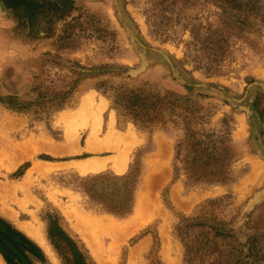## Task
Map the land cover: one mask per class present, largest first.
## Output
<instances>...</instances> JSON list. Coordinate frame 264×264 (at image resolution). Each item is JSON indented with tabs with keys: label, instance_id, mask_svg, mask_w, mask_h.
Returning <instances> with one entry per match:
<instances>
[{
	"label": "rangeland",
	"instance_id": "rangeland-1",
	"mask_svg": "<svg viewBox=\"0 0 264 264\" xmlns=\"http://www.w3.org/2000/svg\"><path fill=\"white\" fill-rule=\"evenodd\" d=\"M73 2L0 1V220L34 264H264V0Z\"/></svg>",
	"mask_w": 264,
	"mask_h": 264
},
{
	"label": "trees",
	"instance_id": "trees-1",
	"mask_svg": "<svg viewBox=\"0 0 264 264\" xmlns=\"http://www.w3.org/2000/svg\"><path fill=\"white\" fill-rule=\"evenodd\" d=\"M14 10L28 24L32 33L50 28L68 16L74 8L73 0H0ZM51 33L53 34L52 30ZM0 252L9 264H34L32 258L43 259L35 243L13 226L0 220ZM221 237L215 236L219 244ZM208 245V244H206Z\"/></svg>",
	"mask_w": 264,
	"mask_h": 264
},
{
	"label": "bare ground",
	"instance_id": "bare-ground-1",
	"mask_svg": "<svg viewBox=\"0 0 264 264\" xmlns=\"http://www.w3.org/2000/svg\"><path fill=\"white\" fill-rule=\"evenodd\" d=\"M85 107H87V105L85 106ZM98 119H99V116L97 117ZM101 118V117H100ZM100 121H101V119H100ZM107 140H108V138H107ZM107 142H109V141H107ZM40 164H37V165H41V162H39ZM89 163H85V164H80V170H82L83 172H88V171H94V170H97V169H99V164H98V162H97V164L96 163H90V165L91 166H89L88 165ZM96 166H95V165ZM101 164V163H100ZM87 165L89 166V167H87ZM98 165V166H97ZM103 165V164H102ZM102 165H100V167L102 168ZM37 166L35 165V168H36ZM97 167V168H96ZM38 169V168H37ZM92 225L94 226V227H97V226H99V224L98 223H92ZM32 230H34V233H35V236H37V239L41 242V243H43L42 242V239L40 238V236L41 235H37L38 233H37V231L35 232V229H32ZM32 230H30V232H32ZM34 233H31V235H34ZM34 237V236H33ZM36 238V237H35ZM0 264H3V262H2V260H1V257H0Z\"/></svg>",
	"mask_w": 264,
	"mask_h": 264
}]
</instances>
